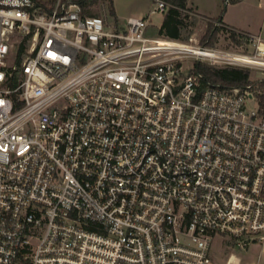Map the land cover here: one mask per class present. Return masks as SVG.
<instances>
[{
	"label": "built area",
	"instance_id": "built-area-1",
	"mask_svg": "<svg viewBox=\"0 0 264 264\" xmlns=\"http://www.w3.org/2000/svg\"><path fill=\"white\" fill-rule=\"evenodd\" d=\"M212 22L250 49L155 46L145 18L0 0V264H214L217 234L264 241L255 84L195 71L262 82L264 39Z\"/></svg>",
	"mask_w": 264,
	"mask_h": 264
},
{
	"label": "rangeland",
	"instance_id": "rangeland-1",
	"mask_svg": "<svg viewBox=\"0 0 264 264\" xmlns=\"http://www.w3.org/2000/svg\"><path fill=\"white\" fill-rule=\"evenodd\" d=\"M258 2L261 3L260 0H243L239 3L229 2L227 4L224 0H187V6L196 13L190 9L183 10L184 16L188 14L185 19L189 25L188 29L183 31V37L187 38L182 41L193 38L194 43L204 44L205 36H210L212 38L208 43L209 46L227 50L250 49L249 41L244 39L241 40V43H237L229 37V33L226 31L220 30L214 34L209 32V27L210 23L213 24L214 17L218 19L223 16L227 20L228 17L233 16L241 18L243 21L252 22L251 32H261L264 37V0H262L263 4H260L261 7H259ZM88 7L97 15L108 17L110 21L121 24L125 23L129 17L145 18L150 24V32L155 36L158 35V30L169 9L165 11L156 10V0H97ZM186 63V70H188L193 61L188 60ZM206 65L221 68L218 65ZM249 70L250 80L256 81L257 72ZM257 82L253 88L255 95L261 89V82ZM253 103L255 105V101ZM210 257L214 264H264V241L252 238L236 239L217 234L212 243Z\"/></svg>",
	"mask_w": 264,
	"mask_h": 264
},
{
	"label": "trees",
	"instance_id": "trees-1",
	"mask_svg": "<svg viewBox=\"0 0 264 264\" xmlns=\"http://www.w3.org/2000/svg\"><path fill=\"white\" fill-rule=\"evenodd\" d=\"M81 3L85 8V13L88 15H97L95 12L89 9L88 5L96 2L97 0H75ZM172 5L169 7L165 19L158 30V38H168L171 40L182 41L187 37H183V31L188 29V23L186 22L185 17L188 14L183 15V10L190 9L196 13L192 8L187 6V0H168ZM226 0H224L225 2ZM230 3H236L240 0H228ZM220 28L214 26L210 23L209 32L214 34L220 31ZM191 31L189 30V33ZM231 38L237 42L241 43V39L237 37L235 33L230 34ZM212 37H206L204 39V44L208 45ZM195 71L200 72L204 80L210 84H219L222 87L232 88L240 87L244 88L248 84H256L257 81L250 80V70L247 68H238V67H213L203 63H197L195 66ZM258 97L261 103V108L264 112V81L261 82V89H259Z\"/></svg>",
	"mask_w": 264,
	"mask_h": 264
},
{
	"label": "crops",
	"instance_id": "crops-1",
	"mask_svg": "<svg viewBox=\"0 0 264 264\" xmlns=\"http://www.w3.org/2000/svg\"><path fill=\"white\" fill-rule=\"evenodd\" d=\"M241 1H243V0L238 1V3L241 2ZM260 1L263 4L262 0H260ZM261 3L258 2L259 7H261V5H260ZM220 18L223 20L224 23H226L227 25H229L231 27H234L236 29H239V30H242V31H245V32H248V33H252V34H256V35L262 36L261 32L260 33L251 32L250 29L253 28L252 27L253 26L252 25V22L243 21V19H241V18H235L233 16L228 17L227 20L224 19L223 16L220 17ZM213 19H217V18L214 17ZM261 29H263V27H261ZM262 38L264 39L263 36H262Z\"/></svg>",
	"mask_w": 264,
	"mask_h": 264
},
{
	"label": "bare ground",
	"instance_id": "bare-ground-1",
	"mask_svg": "<svg viewBox=\"0 0 264 264\" xmlns=\"http://www.w3.org/2000/svg\"><path fill=\"white\" fill-rule=\"evenodd\" d=\"M177 42L171 39L157 38L154 41L155 46H176Z\"/></svg>",
	"mask_w": 264,
	"mask_h": 264
}]
</instances>
